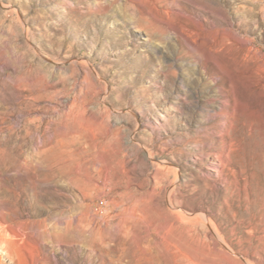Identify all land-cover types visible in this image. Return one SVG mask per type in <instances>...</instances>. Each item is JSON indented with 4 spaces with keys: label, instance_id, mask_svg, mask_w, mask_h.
I'll use <instances>...</instances> for the list:
<instances>
[{
    "label": "rangeland",
    "instance_id": "1",
    "mask_svg": "<svg viewBox=\"0 0 264 264\" xmlns=\"http://www.w3.org/2000/svg\"><path fill=\"white\" fill-rule=\"evenodd\" d=\"M0 264H264V0H0Z\"/></svg>",
    "mask_w": 264,
    "mask_h": 264
},
{
    "label": "bare ground",
    "instance_id": "2",
    "mask_svg": "<svg viewBox=\"0 0 264 264\" xmlns=\"http://www.w3.org/2000/svg\"><path fill=\"white\" fill-rule=\"evenodd\" d=\"M209 230H210V234H211V237L212 239H214L215 242H217L219 240V236H216V230H214L212 227H210L209 225Z\"/></svg>",
    "mask_w": 264,
    "mask_h": 264
}]
</instances>
